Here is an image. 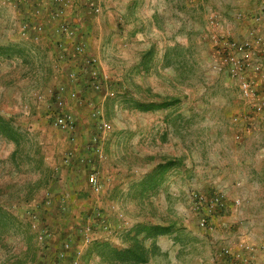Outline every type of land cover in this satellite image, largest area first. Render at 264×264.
<instances>
[{"label":"rangeland","instance_id":"obj_1","mask_svg":"<svg viewBox=\"0 0 264 264\" xmlns=\"http://www.w3.org/2000/svg\"><path fill=\"white\" fill-rule=\"evenodd\" d=\"M105 1L95 0L98 11L82 4L84 15L91 13L84 22L90 31L79 36L86 35L89 52L101 57L104 85L100 94L80 95L101 103V116L111 127L102 132L91 116L84 121L92 127L85 139L78 132L72 140L51 123L46 98L40 99L58 82L56 53L29 36L30 30L24 33L30 21L18 12L21 0H0V264H122L110 251L128 246L130 234L144 225L170 229L157 236L141 231L147 246H157L144 264L204 263L212 239L223 243L239 233L264 250V126L247 122L251 104L226 74L212 37H243L241 20L261 0H165L164 11L147 0H114L103 10ZM105 10H111L108 21ZM260 54L264 62V49ZM141 104L155 108L146 111ZM94 136L103 150L102 159L90 156L104 169L98 175L100 194L76 181L80 166L59 165V157ZM71 168L72 180L63 173ZM60 188L67 190L62 194L67 202L53 193ZM195 194L226 205L209 214L207 206L198 207ZM51 197L63 206L55 209L56 224L70 215L80 223L53 230L49 215L37 207ZM34 216L51 231L49 240H38ZM204 216L212 232L201 226ZM59 236L72 248L64 256L62 248L56 250L59 257L50 259L44 250ZM215 256L216 251L213 264Z\"/></svg>","mask_w":264,"mask_h":264},{"label":"built area","instance_id":"obj_2","mask_svg":"<svg viewBox=\"0 0 264 264\" xmlns=\"http://www.w3.org/2000/svg\"><path fill=\"white\" fill-rule=\"evenodd\" d=\"M87 2L96 11L99 10V7L95 4V0H87ZM71 5H73L71 0H53L54 10L52 9L53 11L50 13L51 17L59 21L56 27L57 32L73 40L69 51L63 50V47H60V49L62 48L61 57L68 61H73L77 65V69L70 74L71 85L69 84V89L67 85L59 87L58 95L55 97L57 107L52 112L50 119L56 128L68 133L71 139L75 140L78 134V118L72 110L67 109L68 99L87 103L91 106L93 109L92 116L97 122V128L102 132L109 130L111 125L101 116V108L96 107L95 102L90 100V98L80 95L81 90H84L81 89V85H83L85 90L88 88L86 90L88 93L101 92L103 80L98 58L89 52L85 41L82 39L74 40L78 34L76 25L65 17L66 8H69ZM40 12L41 9L36 10V13ZM247 17L251 26L247 27L243 37H231L224 34L221 36L212 35V37L216 50L222 59L226 74L237 82L242 98L251 104V111L245 116L247 122L251 125L264 126V62L260 54L264 49V35L259 31V26L264 18V0H261L257 11ZM23 29L24 33L33 29L41 34L44 32L45 27L43 23L30 22L24 25ZM78 84H80V87H78ZM93 141V153L96 154L97 158L102 159L103 150L98 143V136H94ZM74 157L75 150L72 149L65 155V162L72 163ZM84 161H87L86 165L92 168L87 179L89 189L92 192L100 194L103 184L98 176L97 165L90 156L87 160L81 159V162ZM194 198L199 208L207 206L209 214L217 212L218 209H222L226 205L224 200L217 197L208 199L202 194H195ZM237 205H239L238 202ZM98 216L101 226H104L107 223L106 218L100 212ZM200 224L208 231L214 230L210 225L208 217H202ZM33 226L36 228L41 242H45L52 235L51 231L43 228L44 226L36 216H34ZM107 226L105 225V227ZM85 230L87 233H90L92 228L88 226ZM89 241L90 238L86 237V242ZM216 245L217 254L214 259L217 264H225L227 262L232 264H250L252 261L257 260V248L254 244L246 241L245 234L239 233L237 236L230 237L228 241H224L221 244L217 242ZM71 248L70 241H65L62 245V256Z\"/></svg>","mask_w":264,"mask_h":264},{"label":"crops","instance_id":"obj_3","mask_svg":"<svg viewBox=\"0 0 264 264\" xmlns=\"http://www.w3.org/2000/svg\"><path fill=\"white\" fill-rule=\"evenodd\" d=\"M106 1H107V3H106L107 5L104 4V6H102L103 10H104V7L107 8L106 6H109V5L112 6L108 2H112L114 0H106ZM147 2H148V6L149 7L152 6L151 3L153 4V3L157 2L158 5H159V7H158L159 10H162V11L166 10V4L164 3L165 0H147ZM21 3L23 5H20V2H18V5L20 6L19 9H18L19 14H20V12H23V16L22 17H24L26 20H28L30 22H35V23H43L44 27H45L44 32H42L41 34L38 33L35 30H30L29 31V36L34 37L35 41H37V42H39V41L42 42L46 47L49 48L50 52L56 53L55 54V65H54V67H56L57 71H58V72H56V78L58 79L57 80L58 82H56V86L53 88V90L50 87V89L48 90V93H46V96H42V95L40 96V99L43 98V97L46 98V100H45L46 102L44 103V105H46L45 106L46 107L45 108V114L48 117V119H50V116L52 115V112L55 111L56 107H57L56 106L55 97L58 95L59 87L62 86V85H67L68 89H69V84H70L69 77H70V74H71L72 71L77 69V65H75L73 61H68L66 59H63L60 56V54L62 52V48L60 49V47H63V50L69 51L71 49L73 40H71V39H69V38H67L65 36H62L61 34H59L57 32L56 27L59 24V21L50 16V13L54 10L53 9L54 8L53 0H21ZM72 3H73V5H71L69 8H66L65 17L69 21L73 22L76 25L78 34H77V37L74 38V40L77 41L79 39H82L83 37L85 38L86 35L88 36V31H90V30H88V28H85L86 24H84V22H86L85 18L88 17V15L91 14V13H88L89 11H87L86 14L84 15L85 11L83 12L84 7L82 6V4L83 3L87 4V0H74V1H72ZM100 4H101V2H100ZM81 7L83 9H81ZM37 9H41V12L40 13H36ZM105 12H106L105 13L106 15H104L103 17L105 18V21H108L107 20L108 19V15L111 12V10L110 11L105 10ZM253 13L254 12H252V14ZM20 15H22V14H20ZM245 16L241 20V21H243V22H241V25L243 27V29H242L243 32H245V29L247 30V27H248L247 24H246V23H248V20H247L248 19V17H247L248 15L246 16V18H245ZM91 19L93 20V16H92ZM97 20L100 21L99 18ZM87 24H88V22H87ZM91 24H92V22H91ZM85 29H86V35L83 36V37L79 36L80 33L82 35H84ZM260 30H261L260 32L264 35V27H262V29H260ZM99 60H101L99 63H101V65H102L101 57L99 58ZM78 87H80V84H78ZM81 87H83V85H81ZM83 91L87 92L85 89ZM96 94H100V93H96ZM100 99H101V96L99 95L96 98V100H100ZM100 104H101L100 102L96 101L95 106L98 107V108H101ZM67 109L68 110L71 109L76 114V116L78 118V130H79L78 132H79V134L81 136V139L84 140L85 139L84 134H86V136H87L88 131H90L91 128H92L91 127V122H90V126H85L84 121H85L86 118L88 120H91L90 117L92 116L93 109L87 103H85V104L80 103L79 106H78V105L75 104L74 100H70V99H68ZM60 131L62 132V134H64L63 133L64 131H62V130H60ZM79 143H80V141H79ZM98 143L100 144V140L98 141ZM93 145H94V141L93 140H89V143H88V140L83 141V143H81V144L77 143L75 145V153H76L75 157L73 158L72 163L69 164V165L66 164V162H65V159H64L65 156L64 157H59V165L63 164L67 168H69L70 166L72 168H74L75 165L80 166V167H77L79 169L75 170V171H78V173H77L78 177L77 176H75V177H77L76 181H84L85 182V188L87 187V184H88L87 183L88 176L86 177L85 174H87V171H88V174H89V172L92 171L91 170L92 168L90 166H88V165L82 167L85 164H83L81 162V159L84 158V157H89V156L92 155V153H93ZM97 159L99 160V158H97ZM97 159H96V162H97ZM72 168H71V170H67V172L66 171L63 172V173H66L67 178H70L71 180L73 179V177H70L71 173L73 172ZM56 169H59V166ZM97 170H98V174L99 173L101 175L104 174V169L102 168V165H100ZM74 189L76 190L77 187H75ZM66 191L67 190L60 188L59 190L58 189L55 190V192H53V193L57 194L56 195L57 199H60V200L63 199L65 202H67L65 200V197H63V195H62ZM72 192H75V191L72 190ZM48 203H50V204H48ZM64 204H66V203H64ZM41 206L40 205L37 206L38 208H40V211H39L40 214L43 215L44 217L47 216L46 214L49 215L47 222H49L50 224H53V225L55 224L53 226V230H55L57 232H58L59 228H61V227H59L60 225L68 226V224H72V223L79 224L80 223V221H79V219L77 217H73V215H70L69 219L67 221L63 222V224H59V225L56 224V222H58L57 221L58 213H55V209L58 208V207L61 208L63 206L61 205V202H55V200H53V197L50 198L49 202H47V205H43V207H41ZM68 207H69V209H71V212L75 211L73 209L74 206L69 205V202H68ZM59 208H58V210H59ZM46 210H48V212L45 213ZM130 223H132V225H133V222L130 221ZM130 223H128V226L131 225ZM118 226L120 227L121 225L118 224ZM118 226H116V229H115L117 231L119 230ZM126 227L127 226L125 225L124 229ZM130 229H128V230H130ZM65 230H67V227H65ZM64 239L65 238H63L62 236H59V238L56 237L53 240V242L51 244V247L46 248L44 250V255L48 256L50 259L53 256L59 257L57 252L59 253L60 249L62 248V243H63ZM245 239H246V241L248 243L254 244L253 242H251L249 240L248 236H246ZM38 240H39V238H38ZM47 240H49V238ZM211 243H212V245H211V250H210V259L208 261H205L204 263L202 262V259H200L198 261H194V262L192 261L191 264H213V262H212L213 254H214L215 251H216V254H217V248H216L217 242H215L212 239ZM46 244H47V242H46ZM218 244H221V242H218ZM184 249H186V248H184ZM56 250H57V252H56ZM186 250L188 251V249H186ZM177 251H179V250H177ZM179 253H183V250L178 252V254ZM188 253H190V252H188ZM189 255L193 259L196 258V256H198V255H194V254H188V255L186 254L184 258H186ZM256 255H257V260L252 261L250 264H255V263L256 264H264V250H261V248L257 247V254ZM185 262H187L185 259H180L177 263L178 264H190V263H185Z\"/></svg>","mask_w":264,"mask_h":264},{"label":"trees","instance_id":"obj_4","mask_svg":"<svg viewBox=\"0 0 264 264\" xmlns=\"http://www.w3.org/2000/svg\"><path fill=\"white\" fill-rule=\"evenodd\" d=\"M159 106H163V104H159ZM141 107L143 110H152L155 108L154 105L152 104H141ZM137 232L134 234H130L128 241L129 245L124 247V248H118V247H113L112 250L110 251V254L113 257L114 261H117L122 264H144L147 263L151 256L156 253L153 249L156 246V243L153 244L152 247H149L145 244L144 238H140L139 234L141 231H146L148 235H154L157 236L159 234H165L167 233L170 229L168 226H138L137 227ZM102 246L101 249H105V246L109 247L108 244H101ZM154 247V248H153Z\"/></svg>","mask_w":264,"mask_h":264}]
</instances>
